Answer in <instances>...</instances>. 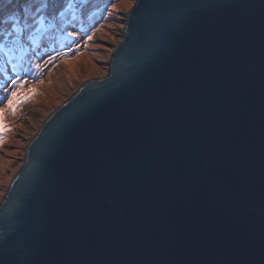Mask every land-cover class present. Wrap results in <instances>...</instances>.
I'll return each instance as SVG.
<instances>
[{"label":"water","instance_id":"obj_1","mask_svg":"<svg viewBox=\"0 0 264 264\" xmlns=\"http://www.w3.org/2000/svg\"><path fill=\"white\" fill-rule=\"evenodd\" d=\"M0 264H264V0H135L29 141Z\"/></svg>","mask_w":264,"mask_h":264},{"label":"rangeland","instance_id":"obj_2","mask_svg":"<svg viewBox=\"0 0 264 264\" xmlns=\"http://www.w3.org/2000/svg\"><path fill=\"white\" fill-rule=\"evenodd\" d=\"M39 2L42 0H38ZM134 2L135 0H65L56 11L52 12L49 8L41 13L47 17L42 26L35 25L19 37H9L19 39L29 49L24 57L26 65L41 63L42 55H33V50L41 54L47 51L51 55L59 52L61 55L54 64L42 66L41 70L33 69L34 72L42 71V74L39 77L29 75L22 92L27 93L34 87L36 93L20 105L15 114L5 104H0V109H3L2 124L10 129L0 133L3 141L0 143V202L23 163L29 141L45 118L85 80L108 72L113 48L122 38L126 14ZM69 4L73 5L71 9L68 8ZM14 8L15 0H0V19H7ZM60 12L64 15L61 16ZM40 27L44 30L36 33V42L33 44L29 35ZM70 31H75L79 37L80 47L76 53L69 50L76 47L72 43L73 38L64 39L65 33ZM87 35H92L93 38L85 43ZM10 68L11 66L8 67L9 70ZM36 109L41 111L37 113Z\"/></svg>","mask_w":264,"mask_h":264},{"label":"snow or ice","instance_id":"obj_3","mask_svg":"<svg viewBox=\"0 0 264 264\" xmlns=\"http://www.w3.org/2000/svg\"><path fill=\"white\" fill-rule=\"evenodd\" d=\"M50 7H54L53 0H42L38 3V0H15V8L10 11L7 19L0 20V24H8L11 21V27L8 30H0V72L3 73V79H0V104H5L13 114L17 111L18 107L32 98L36 93V89L30 88L27 93H23L25 85L28 83L29 75H39L42 71L34 72L33 69L41 70L42 66L54 64L57 57L61 53L56 52V55H51L47 51L43 54L33 50V55H42L41 63L27 65L24 62L25 55L28 54L29 49L21 44L19 39H9V37H19L25 30L34 27L35 25H43L45 19L42 12H45ZM72 4L68 5L71 9ZM63 16L64 13L60 12ZM42 27L36 28L35 32L30 33L29 40L35 44L36 33L42 32ZM87 31V30H82ZM72 37V43L76 45L75 48L69 50L76 53L80 47L79 37L75 31L66 32L64 39ZM92 35H87L85 43L92 39ZM38 47V45H37ZM53 51H56L53 49ZM19 53V55H17ZM66 55V53L64 54ZM43 57H47L44 59ZM15 61V62H14ZM10 65V70L7 68ZM3 109H0V133L10 131V129L2 124ZM0 138V143H2Z\"/></svg>","mask_w":264,"mask_h":264},{"label":"trees","instance_id":"obj_4","mask_svg":"<svg viewBox=\"0 0 264 264\" xmlns=\"http://www.w3.org/2000/svg\"><path fill=\"white\" fill-rule=\"evenodd\" d=\"M65 0H55L54 1V7H50L51 8V11L53 12V11H56L57 10V7L61 4V3H63ZM51 14V13H50ZM0 20H2V19H0ZM8 29H10L9 28V23L8 24H0V30H8ZM46 48H49V47H46ZM10 65H7V68L9 67ZM0 77H3V73H1V75H0Z\"/></svg>","mask_w":264,"mask_h":264},{"label":"bare ground","instance_id":"obj_5","mask_svg":"<svg viewBox=\"0 0 264 264\" xmlns=\"http://www.w3.org/2000/svg\"><path fill=\"white\" fill-rule=\"evenodd\" d=\"M41 110L40 109H36L35 112L39 113Z\"/></svg>","mask_w":264,"mask_h":264}]
</instances>
